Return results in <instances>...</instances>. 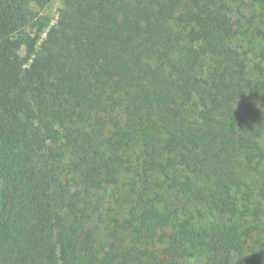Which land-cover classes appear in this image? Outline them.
Wrapping results in <instances>:
<instances>
[{
    "label": "trees",
    "instance_id": "obj_1",
    "mask_svg": "<svg viewBox=\"0 0 264 264\" xmlns=\"http://www.w3.org/2000/svg\"><path fill=\"white\" fill-rule=\"evenodd\" d=\"M51 2L0 0V264H264V0Z\"/></svg>",
    "mask_w": 264,
    "mask_h": 264
},
{
    "label": "rangeland",
    "instance_id": "obj_2",
    "mask_svg": "<svg viewBox=\"0 0 264 264\" xmlns=\"http://www.w3.org/2000/svg\"><path fill=\"white\" fill-rule=\"evenodd\" d=\"M60 2L61 0H52V2L50 3V6L47 9H44V11H42L43 13L41 14L47 16L53 23L58 15V9L60 7ZM21 54H23V51L21 52Z\"/></svg>",
    "mask_w": 264,
    "mask_h": 264
}]
</instances>
